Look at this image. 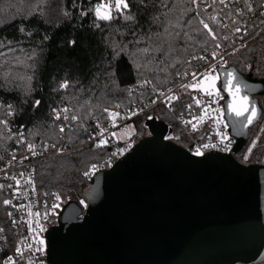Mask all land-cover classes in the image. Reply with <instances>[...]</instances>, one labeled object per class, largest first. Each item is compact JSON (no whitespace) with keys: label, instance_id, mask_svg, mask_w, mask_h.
<instances>
[{"label":"trees","instance_id":"1","mask_svg":"<svg viewBox=\"0 0 264 264\" xmlns=\"http://www.w3.org/2000/svg\"><path fill=\"white\" fill-rule=\"evenodd\" d=\"M128 1L132 20L97 21L89 13L82 15L89 6L87 0L82 6L81 0L47 2L34 13L19 12L26 0H0V43L37 48L39 54L38 66L30 72L34 76L30 93L24 92L20 80L26 71L19 70L15 78L17 71L7 70L4 58L0 57V104H11L14 110V115L7 116L5 107H0V120L8 121L7 127L0 124V163L4 155L17 147L21 132L29 143H58L53 109L68 107L72 115L80 118L68 137L75 146L83 144L95 131V123L106 120L103 109H117L126 114L152 101V89L130 94L131 86L150 81L153 89H166L175 84L178 73H190L203 65V60L193 59L194 56L219 49L214 45L222 41L221 33L219 40L207 43L201 34V0L195 4L192 0ZM121 48L123 51L117 57L115 53ZM154 56L163 60L157 62ZM230 65L243 74L264 79V32L234 56ZM64 82L68 83L66 89L60 86ZM37 100L40 106L31 114ZM260 103L264 109V97ZM151 114L166 122L174 130V136L183 137L172 113L157 108ZM146 120L147 116H142L133 122L136 143L148 135ZM255 138L256 146L244 162L242 155ZM109 154L107 147L87 148L46 162L37 170L38 188L41 192L59 193L67 202H81V192L87 187L83 173ZM236 158L245 165H264V115L250 131L248 145ZM4 200L0 192V227L9 232ZM4 257L5 254H0V264Z\"/></svg>","mask_w":264,"mask_h":264},{"label":"water","instance_id":"2","mask_svg":"<svg viewBox=\"0 0 264 264\" xmlns=\"http://www.w3.org/2000/svg\"><path fill=\"white\" fill-rule=\"evenodd\" d=\"M233 154L193 155L152 117L148 135L68 201L45 235L48 264H264V165L236 158L260 123L264 79L218 68ZM255 106L251 124L228 108V73Z\"/></svg>","mask_w":264,"mask_h":264},{"label":"built area","instance_id":"3","mask_svg":"<svg viewBox=\"0 0 264 264\" xmlns=\"http://www.w3.org/2000/svg\"><path fill=\"white\" fill-rule=\"evenodd\" d=\"M84 1L86 0H81V6ZM87 1L89 6L84 13L91 14L96 20L94 7L102 3L103 0ZM201 3L203 7L202 19L209 23L217 35L222 34L221 47L216 51L218 53L216 59H212L211 53L202 55L207 59H202L203 65L201 67L191 71L187 76L177 75L175 84L166 89H153L152 84L144 83L145 81L131 86L129 88L130 94H141L146 89H152V101L155 100L156 103L151 101L149 104L136 106L126 114L117 109H109L110 112L119 115L110 117L106 112V120L102 123H95V131L88 136L83 144L75 146L68 137L76 121H65L63 115L61 119L57 120L54 119L53 114V123L59 135L58 143H29L23 136L24 142H18L16 148L3 156L0 163V185H4V187L0 188V192L5 199L12 201V203L5 205L8 216L11 213V216H9V232L6 228L0 227L4 229L3 232H0V254H5L1 264H4L9 256L14 257L17 264H28L29 260L32 261V264H48L46 260L48 247L45 235L51 227L57 225L59 214L67 202L59 193L41 192L39 190L37 184L38 167L46 162L70 156L87 148L95 150L109 148L110 154L106 158L101 162L92 164L83 173L82 177L88 186L96 173L110 170L119 159L123 158L136 146L137 143L133 138L121 137L120 134L132 125L136 119L142 116H147V120L152 118L151 113L157 108H164L175 116L176 124L186 140V148L193 155L198 156L195 154L198 148L203 152V155L212 151L226 155L233 154L236 140L230 136L228 131L229 126L225 119L223 103L225 95L220 89L221 79L218 68L232 66L230 65L231 59L247 48L264 32V0H225L224 4H221L219 0H216L215 3L213 0H201ZM130 10L129 3V9L125 11V15H128ZM112 12L115 18H124V15L118 14L114 7ZM210 17H216V22H213ZM223 25H227V27ZM236 28H240L241 32H236ZM225 36H227V39H224ZM152 58L157 62L163 60L160 56ZM212 69L214 71L211 74L217 77L216 89L219 92L218 95L215 93L212 96L206 95L201 90L202 85L197 88L181 87V85L193 82L192 72H196L198 80H200L203 79L200 74ZM160 92H163L165 96L175 94L179 98L173 99L169 104L164 96L158 95ZM194 98L199 99L201 103L197 105ZM188 105H191V107L189 108ZM39 106H35L31 114H34ZM71 115L70 111L69 116ZM188 121L191 123H187ZM61 125L65 126L63 133L59 131ZM193 125L196 127L193 128ZM101 128L106 130L103 137L99 135ZM101 138H105L107 143L102 147H95ZM20 139L21 137L19 141ZM28 144L35 145V155L28 150ZM205 144L209 147L204 148L203 145ZM13 157L15 158L13 159ZM93 165L96 167L93 168ZM21 173H23V176L20 175ZM85 173L88 174L85 175ZM13 177L20 181L18 187ZM29 180H31V183L28 182ZM10 185L11 187H9ZM53 204L57 205L54 210L52 209ZM22 205L24 207H21ZM29 210L32 215H29ZM37 212L41 214L39 217L35 215ZM45 212L49 213L46 219L44 218ZM37 220H39L40 227H37ZM13 221H16V223L13 224ZM41 240L44 242L43 244L38 243ZM27 245H31V249L27 248ZM17 247L24 250L23 258L16 256L15 250ZM37 248L42 250L37 252Z\"/></svg>","mask_w":264,"mask_h":264},{"label":"snow or ice","instance_id":"4","mask_svg":"<svg viewBox=\"0 0 264 264\" xmlns=\"http://www.w3.org/2000/svg\"><path fill=\"white\" fill-rule=\"evenodd\" d=\"M192 2L195 4V3L198 2V0H192ZM213 2L215 3L216 0H213ZM219 2L221 4H224L225 0H219ZM113 7L115 8V10H116V12L118 14L124 15L125 19H127V20H132L133 19V17L130 14L125 15V11L129 9L128 0H103L102 3H99V4L95 5V7H94V15H95L96 20H98V21H111V20H113L115 18V16L113 15V12H112ZM86 14L87 13H82V15H86ZM210 19L213 22H216L217 18L216 17H210ZM199 23L203 26V32L201 34L204 36V42L205 43H207L209 41L215 42V41H217L219 39L217 33L213 30L212 27H210L209 23H207L203 19H201L199 21ZM98 26L99 25H97V27ZM223 26L227 27V25H223ZM235 31L236 32H241V29L240 28H236ZM198 32H200V30H198ZM184 35L186 37H188V39H192V37L189 36L188 33H185ZM224 39H227V36H225ZM214 46H215V48H220L221 47V45L219 43H215ZM122 51H123L122 48L118 49L116 51L115 55L118 57ZM144 51H147V49H145ZM217 55H218V53L213 51L211 53L212 59H216ZM193 59L206 60L207 57H203V56L195 57L194 56ZM213 71H214V69H212L211 71H206L205 73L200 74V76L203 77V79H200V80H198V74L196 72H192L191 75L193 77V82L189 83V84L181 85V87L182 88H197V87H200L201 85H207L206 87L202 88V90L205 92L206 95L212 96L214 93L218 95L219 92L216 89L217 77L211 74V72H213ZM112 72H113V75H114L115 74V69L114 68L112 69ZM178 75H180V73H178ZM183 75L187 76V75H189V73L185 72V73H183ZM228 77H229L228 81L225 82L224 85H223L224 90L227 91L229 93V95L232 96V98H233V102L228 104V108L232 112H234L235 115L238 116V117L239 116H244L247 113L246 122L248 124H251L254 121V119L256 118V114H257L256 113V108H255V106H251V108L249 107V102H248L247 96H240L239 100H237L238 94L240 93L242 86H241V84L239 82L233 83L234 81L237 80V77L234 75V73L229 72L228 73ZM144 83H150V81H145ZM60 86H61V88H65L66 89L68 87V83L64 82ZM169 92H171V90H169ZM158 95L159 96H164L165 100L169 104L171 103V101L173 99H178L179 98V97L175 96V94L165 96V94L163 92H160ZM152 102L156 103L155 100H153ZM195 103L197 105H199L201 103V101L199 99H195ZM39 105H40V101L39 100L35 101L34 106L38 107ZM0 107H5L7 116L14 115L13 106L11 104H8L6 106L3 105V104H0ZM117 107H119V105H117ZM188 107L190 108L191 105H188ZM103 111L107 112L110 117H116V116L119 115L118 113L110 112L107 108L103 109ZM69 112H70V109L68 107H64V108H61V109H53L54 119L59 120V119H61L62 115H63V119L65 121H68V120L77 121V120L80 119L75 114L69 116ZM187 123H191V122L188 121ZM0 124H4L7 127L8 121L7 120H0ZM113 126H114V124H113ZM195 127L196 126L193 125V128H195ZM64 130H65V126L61 125L60 128H59V131L61 133H63ZM104 131H106V130L103 129V128L100 129L99 135L101 137H103ZM19 136L21 137L19 142L23 143L24 142L23 133L22 132L19 133ZM106 143H107V140L105 138H101L96 143L95 147H102ZM27 147H28V150L33 153V155L36 154L35 151H34L35 145L28 144ZM53 147H54V145H53ZM203 147L204 148H208L209 145L205 144V145H203ZM195 154L199 156V155H203V152L198 148V149H196ZM14 158L15 157H13V159ZM25 158H27V157H25ZM92 167L95 168L96 166L93 165ZM87 174L88 173H85V175H87ZM20 175L23 176V173H21ZM13 179H15V177H13ZM28 182L31 183V180H29ZM15 183H16V185L18 187L19 184H20V181L18 179H15ZM3 187H4V185H0V188H3ZM9 187H11V185ZM57 199H59V197H57ZM3 203H4V205H10L12 203V201L5 199L3 201ZM21 207H24V206L22 205ZM56 207H57L56 204L52 205V209L53 210ZM48 214H49L48 212L44 213V218L45 219L47 218ZM29 215H32L30 210H29ZM35 215L37 217H39L41 214L39 212H37V213H35ZM9 216H11V213H9ZM15 223H16V221H13V224H15ZM36 223H37V227H40L39 220H37ZM3 231H4V229L0 228V232H3ZM38 243L43 244L44 242L41 240V241H38ZM31 247H32L31 245H27V248L31 249ZM41 250L42 249H40V248L36 249L37 252H39ZM15 252H16V256L17 257H20V258L24 257V250L21 247H17ZM4 264H17V261H16V259H14V257L9 256L4 261ZM28 264H32V261L29 260Z\"/></svg>","mask_w":264,"mask_h":264},{"label":"rangeland","instance_id":"5","mask_svg":"<svg viewBox=\"0 0 264 264\" xmlns=\"http://www.w3.org/2000/svg\"><path fill=\"white\" fill-rule=\"evenodd\" d=\"M23 2L24 0H18ZM61 0H26V2L21 5L18 10L21 13L32 12L34 13L40 6L43 4H47V2L51 4H59ZM5 14H7L5 12ZM3 57L4 65L6 66L7 70H16V75L18 76L19 70L26 71V76L22 80V88L25 90V93H30V90L33 88V79L34 76L30 72H32L35 67L38 66L39 54L37 48H30L24 47L21 45H14L13 43H0V57ZM20 78V77H19ZM20 82V81H19ZM207 85H202V88L206 87ZM203 91V90H202ZM263 98V97H262ZM109 110V109H108ZM135 132L134 124L128 126L120 135L121 137H126L128 139L133 138ZM171 140L176 142L183 147H187L186 140L183 137L172 136ZM257 138H255L252 143L250 144L248 150L242 155V160L247 162L250 158L251 152L256 146ZM241 154V153H240ZM239 154V155H240ZM67 202V201H66ZM82 202V199H81Z\"/></svg>","mask_w":264,"mask_h":264},{"label":"flooded vegetation","instance_id":"6","mask_svg":"<svg viewBox=\"0 0 264 264\" xmlns=\"http://www.w3.org/2000/svg\"><path fill=\"white\" fill-rule=\"evenodd\" d=\"M261 99V98H260Z\"/></svg>","mask_w":264,"mask_h":264}]
</instances>
